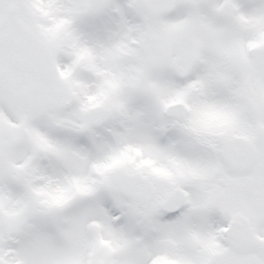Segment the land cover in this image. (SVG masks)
I'll return each mask as SVG.
<instances>
[{
  "label": "snow or ice",
  "instance_id": "1",
  "mask_svg": "<svg viewBox=\"0 0 264 264\" xmlns=\"http://www.w3.org/2000/svg\"><path fill=\"white\" fill-rule=\"evenodd\" d=\"M0 264H264V0H0Z\"/></svg>",
  "mask_w": 264,
  "mask_h": 264
}]
</instances>
